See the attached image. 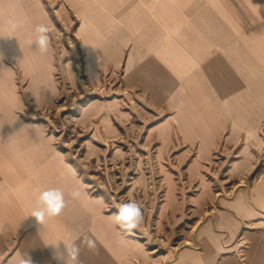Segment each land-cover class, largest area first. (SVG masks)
I'll return each mask as SVG.
<instances>
[{
	"label": "crops",
	"instance_id": "1",
	"mask_svg": "<svg viewBox=\"0 0 264 264\" xmlns=\"http://www.w3.org/2000/svg\"><path fill=\"white\" fill-rule=\"evenodd\" d=\"M56 11L76 21L92 77L122 68L129 87L169 111L152 130L163 149L171 141L196 146L194 173L221 141L264 142V0H60ZM41 23H53L44 0H0V264L27 256L31 264H63L57 254L85 235L96 248L81 246L69 264H137L142 244L90 193L55 136L25 117L26 94L33 105L57 94L50 34L47 52L28 43ZM240 162L245 172L249 162ZM49 187L64 191L66 207L43 226L29 215ZM249 222L257 226L242 228L246 245L238 247L234 237ZM194 239L199 247H181L175 264H264V179L226 198Z\"/></svg>",
	"mask_w": 264,
	"mask_h": 264
},
{
	"label": "rangeland",
	"instance_id": "2",
	"mask_svg": "<svg viewBox=\"0 0 264 264\" xmlns=\"http://www.w3.org/2000/svg\"><path fill=\"white\" fill-rule=\"evenodd\" d=\"M59 2L44 0L53 16L48 28L57 94L43 105H33L26 94L25 117L40 121L55 136L90 193L103 198L106 211L115 214L116 205L129 200L142 205L143 222L129 234L144 247L145 257L137 264H175L181 247H199L194 234L226 198L264 179V142L244 143L241 152L242 141H221L194 173L190 162L196 146L171 141L163 149L152 130L168 114L165 107L148 102L139 87H129L122 68L92 77L74 33L76 21L59 17ZM247 154L251 158L241 159ZM242 160L249 162L245 172L239 171L247 165ZM256 226H242L236 246L246 245L242 228Z\"/></svg>",
	"mask_w": 264,
	"mask_h": 264
},
{
	"label": "clouds",
	"instance_id": "3",
	"mask_svg": "<svg viewBox=\"0 0 264 264\" xmlns=\"http://www.w3.org/2000/svg\"><path fill=\"white\" fill-rule=\"evenodd\" d=\"M8 24L9 30L12 32L17 31L20 27V22L15 17L10 18ZM35 33V39L28 41L29 46L35 45V49H38L40 52H47L50 47L48 26L44 23L37 25ZM0 59H2V56H0ZM71 195L74 199H78L81 197L82 193L79 189H76ZM65 207L66 200L64 191L58 187H49L39 192L37 206L31 210L29 216L34 217L38 224L44 226L48 219L60 216ZM116 208L115 219L122 232L130 234L143 222L142 205L137 201L129 200L124 203H118ZM65 246L66 255L58 253L56 258L62 260L63 264H69V260H77L81 251V246H85L89 250H94L96 248V241L85 235L83 239L80 240L79 244L73 241L71 245L65 244ZM19 264H31V260L27 256L26 258H21Z\"/></svg>",
	"mask_w": 264,
	"mask_h": 264
}]
</instances>
